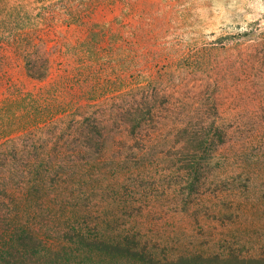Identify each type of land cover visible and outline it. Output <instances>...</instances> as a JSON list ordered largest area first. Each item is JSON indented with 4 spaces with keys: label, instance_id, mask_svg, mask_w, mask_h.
I'll use <instances>...</instances> for the list:
<instances>
[{
    "label": "rangeland",
    "instance_id": "rangeland-1",
    "mask_svg": "<svg viewBox=\"0 0 264 264\" xmlns=\"http://www.w3.org/2000/svg\"><path fill=\"white\" fill-rule=\"evenodd\" d=\"M92 240L264 259V0H0V264Z\"/></svg>",
    "mask_w": 264,
    "mask_h": 264
},
{
    "label": "trees",
    "instance_id": "trees-1",
    "mask_svg": "<svg viewBox=\"0 0 264 264\" xmlns=\"http://www.w3.org/2000/svg\"><path fill=\"white\" fill-rule=\"evenodd\" d=\"M39 60V59H38ZM32 61V60H30ZM36 62V61H34ZM31 72V70H30ZM35 73V72H33ZM32 77L34 79H43L44 75L33 74ZM88 247L90 251H93L95 254H99L104 257H114L120 259H136L146 264H264V259H256V258H239L237 256H229L226 258H221L220 256H204L200 254L196 255H181L176 259L172 260H155L151 255L146 254L142 251H138L134 249L129 244H114L111 242H107L104 240H92L88 242ZM59 258V260H53L47 264H56L61 263L63 260Z\"/></svg>",
    "mask_w": 264,
    "mask_h": 264
}]
</instances>
